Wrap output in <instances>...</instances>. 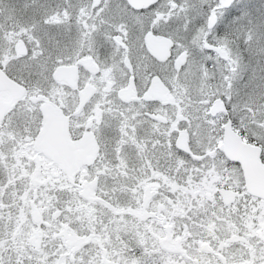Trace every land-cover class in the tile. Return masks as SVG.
<instances>
[{"label":"snow or ice","instance_id":"obj_1","mask_svg":"<svg viewBox=\"0 0 264 264\" xmlns=\"http://www.w3.org/2000/svg\"><path fill=\"white\" fill-rule=\"evenodd\" d=\"M0 264H264V0H0Z\"/></svg>","mask_w":264,"mask_h":264}]
</instances>
